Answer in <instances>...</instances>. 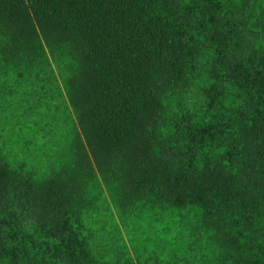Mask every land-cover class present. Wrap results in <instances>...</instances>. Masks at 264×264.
Returning a JSON list of instances; mask_svg holds the SVG:
<instances>
[{
  "label": "trees",
  "instance_id": "16d2710c",
  "mask_svg": "<svg viewBox=\"0 0 264 264\" xmlns=\"http://www.w3.org/2000/svg\"><path fill=\"white\" fill-rule=\"evenodd\" d=\"M0 264H264V0H0Z\"/></svg>",
  "mask_w": 264,
  "mask_h": 264
}]
</instances>
